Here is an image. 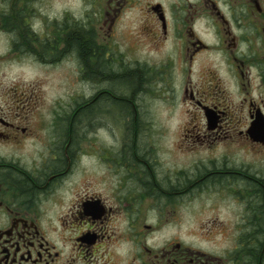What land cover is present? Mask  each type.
I'll use <instances>...</instances> for the list:
<instances>
[{"label":"flooded vegetation","instance_id":"flooded-vegetation-1","mask_svg":"<svg viewBox=\"0 0 264 264\" xmlns=\"http://www.w3.org/2000/svg\"><path fill=\"white\" fill-rule=\"evenodd\" d=\"M23 66L66 92L46 100L7 82ZM174 76L195 123V146L175 150L221 154L209 168L160 163L137 143ZM106 119L132 124L130 144L100 146ZM254 134L264 137V0H0V264H264ZM234 144L262 154L255 176L232 167ZM122 240L131 248L117 255Z\"/></svg>","mask_w":264,"mask_h":264},{"label":"rangeland","instance_id":"rangeland-1","mask_svg":"<svg viewBox=\"0 0 264 264\" xmlns=\"http://www.w3.org/2000/svg\"><path fill=\"white\" fill-rule=\"evenodd\" d=\"M77 0H72V7L76 8ZM74 14L78 15L79 12L77 9H73ZM125 31H131V26H124ZM114 48H121L128 53L132 50V45L129 41H119L113 43ZM111 47V45H109ZM117 47V48H116ZM23 66L22 69L16 67L14 69H8L5 72V79L7 82L18 83L21 87H31L39 91L40 96L46 100L55 99L56 97L63 96L66 92L59 83L55 82L53 75L49 74L52 77L53 81L50 80L48 74H44L40 68H30ZM107 69L105 73H107ZM52 81V83H51ZM162 83H159V86ZM172 85V90L169 91L170 95L164 96L161 95L162 99L156 98L153 100L151 106L149 107L150 121L146 123L138 122L136 124V131L139 138L137 143L139 146H152L156 150V158L160 163H177L182 162V164H189L190 162H197L207 168L211 167L213 164L211 162H218L219 156L221 154L215 153L213 155H208L204 152L197 153L196 155L192 154H180L185 153L182 151V147H193L194 139L189 134L194 131V122L187 120L186 114L191 110L188 106L182 105L179 99V85L174 76L170 80ZM157 84H154L153 87H156ZM57 88V90H56ZM73 93L77 95V99L81 98L82 92L80 91V86L73 85ZM155 95V91L153 90ZM156 96V95H155ZM164 98H167V102ZM144 104H148V101L145 100ZM97 124L94 126L96 127ZM128 127V128H127ZM127 128V129H126ZM132 124L125 122H111L110 120L102 121V126L98 129L96 133V140L100 141V146L103 147H115L116 142L120 141L121 144L126 142L130 144L132 137ZM146 131V132H144ZM125 132H130V134L124 135ZM128 137V138H126ZM178 147V151L175 150V147ZM193 152V151H188ZM200 152V151H198ZM230 156V157H229ZM228 156V160L231 163L233 168L238 170H243L251 176H255L257 171H260L262 154L258 152L257 149L247 147L245 144H234L233 149ZM200 166V165H199ZM264 168V167H263ZM262 169V168H261ZM253 174V175H252ZM238 212L235 206L230 210L232 218ZM192 213V211H190Z\"/></svg>","mask_w":264,"mask_h":264},{"label":"clouds","instance_id":"clouds-1","mask_svg":"<svg viewBox=\"0 0 264 264\" xmlns=\"http://www.w3.org/2000/svg\"><path fill=\"white\" fill-rule=\"evenodd\" d=\"M247 50H248L247 43L245 41H241L237 54H247ZM94 160H95V157L84 156L81 158V164L82 166L87 167L88 161H94ZM149 213L154 214L155 210L151 209L149 210ZM130 248H131V242L122 240V241L117 242L115 246V252L117 253V255H122Z\"/></svg>","mask_w":264,"mask_h":264},{"label":"trees","instance_id":"trees-1","mask_svg":"<svg viewBox=\"0 0 264 264\" xmlns=\"http://www.w3.org/2000/svg\"><path fill=\"white\" fill-rule=\"evenodd\" d=\"M76 47L78 48L79 44H76ZM104 71H106L105 68H104ZM137 80H138V76L133 74V75L128 76V78L123 79L121 83H122V86H131L135 84Z\"/></svg>","mask_w":264,"mask_h":264},{"label":"water","instance_id":"water-1","mask_svg":"<svg viewBox=\"0 0 264 264\" xmlns=\"http://www.w3.org/2000/svg\"><path fill=\"white\" fill-rule=\"evenodd\" d=\"M254 127V126H253ZM253 131H255L256 129H252ZM252 139L256 142H264V137H261L259 134H254V136L252 137Z\"/></svg>","mask_w":264,"mask_h":264}]
</instances>
